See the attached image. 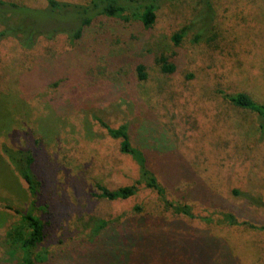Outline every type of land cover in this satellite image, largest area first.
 Listing matches in <instances>:
<instances>
[{"label":"rangeland","instance_id":"374dc122","mask_svg":"<svg viewBox=\"0 0 264 264\" xmlns=\"http://www.w3.org/2000/svg\"><path fill=\"white\" fill-rule=\"evenodd\" d=\"M158 7L151 31L125 16L100 17L77 42L59 35L32 50L0 43V264H22L8 234L21 223L15 211L30 210L49 229L34 249L37 264H264V130L256 116L216 96L243 91L264 103V0H161ZM74 23L65 14L40 26L71 30ZM96 29L111 31V40L93 36ZM161 55L177 67L174 75L161 73ZM139 65L147 81L137 80ZM98 119L130 126L166 200L188 205L190 215L144 185L128 200L98 198V185L114 191L140 178ZM160 138L170 143L153 146ZM35 141L55 180L39 199L4 151ZM168 168L178 169L177 181ZM51 202L63 213L58 226L47 216Z\"/></svg>","mask_w":264,"mask_h":264},{"label":"trees","instance_id":"16d2710c","mask_svg":"<svg viewBox=\"0 0 264 264\" xmlns=\"http://www.w3.org/2000/svg\"><path fill=\"white\" fill-rule=\"evenodd\" d=\"M45 1L47 7L41 10L0 0V26L2 27L0 31V43L12 39L22 49L32 50L41 40H52L59 35H65L72 42H77L83 38L88 29L92 28L95 19L100 17L116 19L125 16L126 18L141 22L146 30L151 31L157 27L158 3L161 0H91L87 5L71 4L59 0ZM65 14L71 15L76 21L74 28L71 30L58 27L45 30L40 26V23H45L49 20L60 22ZM92 33L93 36L98 35L100 39L102 37L103 41L111 40V31L101 32L100 29H96ZM180 34H176L173 38L175 45H179L181 42L182 35ZM199 37L196 36V42H199ZM158 64L161 73L164 75H174L177 71V67L169 62V58L166 55H161L158 59ZM136 74L139 82L147 81L148 73L144 65L137 67ZM218 95L216 96L219 100L226 101L235 109L249 112L256 116L260 130H264V103L255 100L250 94L243 91L227 89L221 90L218 92ZM98 122L107 130L112 139L121 141L122 154L131 156L140 170L139 180L131 186L112 191L98 185V198L108 201L128 200L137 195L140 187L144 185L145 188L157 193L161 199H165V206L167 208L179 214L190 215L191 212L188 205H181L166 200L165 189L154 170L150 167V156L146 151L144 152L141 148L132 144L130 126L125 124L119 128H112L101 119H98ZM166 134L169 136L168 140L172 142V148H174L175 138H172L171 133L168 131H166ZM152 142L153 146L160 144L164 146L170 143H163L162 138ZM172 148L167 147L165 149V151H168L166 152L167 155H165V159L168 162L173 157L169 153V149ZM4 149L7 154H10L11 161L16 165V171L28 187L30 193L35 198L38 196L39 199L42 193H39V191L44 188V183L46 184L45 189H49L55 181L53 178L54 172L49 168L51 164L46 162V159L41 155V151H43L41 142L35 141L28 149L17 151H10L7 147H4ZM43 162L45 163L44 165ZM167 171L170 174L171 180H176L181 176L178 169L171 170L168 168ZM45 189L43 191H46ZM45 194H48V191ZM234 194H238V191H234ZM50 204L48 205V219L51 220V225L58 226L60 224L59 221L63 218L62 210L60 209L59 211L58 207L52 202ZM15 213L20 215L21 223L8 234V240L12 245H17L22 251V264H37L33 258L34 249L46 241L49 229L46 227L45 220L42 217L36 216L33 210L26 213L15 211ZM226 218L227 223L234 224L236 222L235 217L232 215H227ZM103 225L101 223V226Z\"/></svg>","mask_w":264,"mask_h":264}]
</instances>
